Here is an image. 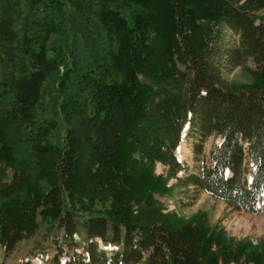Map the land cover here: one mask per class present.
I'll list each match as a JSON object with an SVG mask.
<instances>
[{
	"label": "trees",
	"instance_id": "trees-1",
	"mask_svg": "<svg viewBox=\"0 0 264 264\" xmlns=\"http://www.w3.org/2000/svg\"><path fill=\"white\" fill-rule=\"evenodd\" d=\"M0 68L2 264L42 229L46 264L239 263L247 246L160 198L264 212V0H0ZM186 127L196 162L221 140L190 173Z\"/></svg>",
	"mask_w": 264,
	"mask_h": 264
},
{
	"label": "rangeland",
	"instance_id": "rangeland-1",
	"mask_svg": "<svg viewBox=\"0 0 264 264\" xmlns=\"http://www.w3.org/2000/svg\"><path fill=\"white\" fill-rule=\"evenodd\" d=\"M234 39H236L235 36H232L229 31H225L226 44ZM179 66L183 68L181 64ZM248 66L252 67V64L249 63ZM0 74H2L1 68ZM224 74L226 80L234 88L241 86L250 87L254 82L252 74L243 68H238L232 72L225 70ZM54 92V84L48 80L42 87V93L45 97L43 119L52 118L50 102L54 97ZM187 131L188 128L186 127L182 134V141L176 150V155L181 162L188 165L190 173L196 171L203 160H207L204 157H207L212 147L219 144L221 140L215 136L207 138L204 145V157L201 156L199 161L196 162L193 153L196 140L190 139L187 136ZM54 139H52V142H54ZM165 172L166 168L161 163H158L156 173L164 174ZM160 200L164 203L168 211L176 212L186 219H193L196 216H200L207 221V225L211 229L225 234L227 239L234 241L235 245L247 246V249L242 253L239 263L231 264H254L250 258V253L253 248H256L260 257L264 259V212L261 215L246 213L228 206L225 202L213 199L207 193L201 192L195 196V193L192 194L191 191L182 192L180 189L174 190L171 195L160 198ZM92 214V216L104 215V210L102 207H97ZM44 231L42 229L34 239L22 242L17 251L6 260L5 264H21L23 260L27 261L30 258L32 252L35 255H41L40 258L39 256L33 258V264H46L42 260L43 256L50 259L54 257L55 252L50 242L41 241L40 235ZM2 255L3 252L0 248V264H2L3 260Z\"/></svg>",
	"mask_w": 264,
	"mask_h": 264
}]
</instances>
